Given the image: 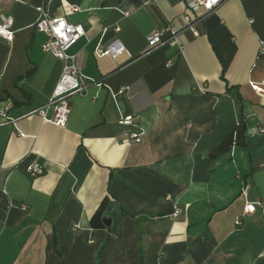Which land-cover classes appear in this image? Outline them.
<instances>
[{
	"label": "crops",
	"instance_id": "1",
	"mask_svg": "<svg viewBox=\"0 0 264 264\" xmlns=\"http://www.w3.org/2000/svg\"><path fill=\"white\" fill-rule=\"evenodd\" d=\"M40 5L82 25L70 52L101 81L71 98L63 127L33 112L62 68L34 28ZM185 11L183 0H0L14 30L0 37L12 119L0 117V264H264V96L249 85L264 80V0H226L195 34ZM167 26L176 42L149 47ZM115 38L127 54L95 56Z\"/></svg>",
	"mask_w": 264,
	"mask_h": 264
},
{
	"label": "built area",
	"instance_id": "2",
	"mask_svg": "<svg viewBox=\"0 0 264 264\" xmlns=\"http://www.w3.org/2000/svg\"><path fill=\"white\" fill-rule=\"evenodd\" d=\"M226 0H183L185 6V25L184 29L194 31L197 23L202 21L208 14L213 12L219 5ZM39 17L34 23V28L38 32L46 36V40L42 44V49L60 59L62 68L60 76L53 88L48 100L33 112L37 114L44 122H48L55 126L63 127L67 124L70 114V100L73 96H82L87 88L91 85L100 86L101 81L90 78L82 73L76 62V54L71 53L70 49L77 41L85 36V30L81 24L67 21L64 17H50L45 11V7L40 5L37 7ZM116 29L118 27L116 26ZM169 31V37L162 39L163 31ZM106 28H103V31ZM179 31L171 26L153 31L147 38L149 47H156L161 44H174L176 35ZM196 32L194 31V34ZM13 18L11 15L0 13V37L12 41L13 39ZM261 50L264 52V38L260 40ZM127 54V50L120 39L115 38L107 46L101 47L96 45L94 54L96 57L110 56L117 57L120 54ZM250 87L257 94L264 96V80L259 82L250 81ZM124 90H118L122 93ZM8 106H4L0 110V117L4 121L12 120L7 117L6 112ZM120 124L133 125L132 118L125 116L119 120ZM22 135V134H20ZM142 131L137 130L126 134L125 141L131 139L135 142L141 140ZM27 170L32 176H39L43 173L41 164L34 160L28 164ZM255 209L254 204H247L244 208V214H250ZM179 214L175 210L174 216ZM236 224H240V220H236Z\"/></svg>",
	"mask_w": 264,
	"mask_h": 264
},
{
	"label": "water",
	"instance_id": "3",
	"mask_svg": "<svg viewBox=\"0 0 264 264\" xmlns=\"http://www.w3.org/2000/svg\"><path fill=\"white\" fill-rule=\"evenodd\" d=\"M106 219H108V218H107V217H105V218H104V221H105Z\"/></svg>",
	"mask_w": 264,
	"mask_h": 264
}]
</instances>
